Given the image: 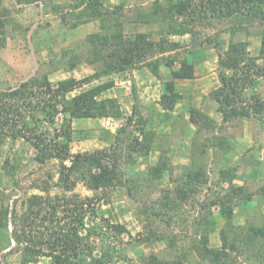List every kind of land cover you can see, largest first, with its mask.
I'll list each match as a JSON object with an SVG mask.
<instances>
[{"label": "rangeland", "instance_id": "obj_1", "mask_svg": "<svg viewBox=\"0 0 264 264\" xmlns=\"http://www.w3.org/2000/svg\"><path fill=\"white\" fill-rule=\"evenodd\" d=\"M85 1L0 0V92L33 79V89L25 97L0 101L6 103L1 110H11L15 130L29 123L48 142L54 140L56 127L68 123L73 154L110 147L118 129L127 124L125 137L130 143L134 139L143 143L150 134L153 142L146 154L132 149L131 160L125 155L130 149L123 146L118 151L117 183L94 190L79 179L73 191H66L58 182L59 159L40 163L34 145L24 137L14 138V128L6 126L0 146V264H53L52 250L43 241L53 226L43 219L52 217L50 208L36 214L41 207L32 197L48 201V196L76 194L75 200L85 203L78 208L84 219L80 234L90 230L84 259L111 256L108 264H219L204 250L220 249L225 229L229 239L220 264H264V114L251 110L255 96L264 99V75H260L264 20H247L238 13L221 16L200 7V0H192L193 7L184 14L170 8L180 0H99L101 14L92 16ZM116 21L126 35L145 33L158 46L164 42L167 50L156 46L142 61L105 73L103 62L94 58L90 35L115 32ZM180 26L191 31L174 32ZM231 40L247 46L240 66L226 70L237 79L236 89H227L234 90L235 105L250 115L226 120L216 94L223 87L220 61ZM183 59L194 66V77L175 80L180 98L167 107L162 95L168 93L166 83L172 79L168 64L180 66ZM149 61L157 62V72ZM70 78L83 83L67 93L69 99L113 82L97 99H115L120 115L71 118L60 111L52 121L45 118L54 101L43 81L48 79L56 89L59 81ZM62 107L58 105L59 110ZM60 139L66 142L64 135ZM199 166L204 169L202 182L192 184L197 191L181 201L178 210L161 207L167 194L176 197L190 186L187 177ZM234 167L233 180H222V169ZM232 184L245 190L244 196L229 202ZM216 199L226 200L225 206L214 204ZM229 205L234 209L231 220L224 215ZM68 207L72 205L61 203L55 216L62 223ZM25 220L32 226L24 227ZM116 225L125 231L118 233ZM252 236L256 240L249 244Z\"/></svg>", "mask_w": 264, "mask_h": 264}, {"label": "trees", "instance_id": "obj_2", "mask_svg": "<svg viewBox=\"0 0 264 264\" xmlns=\"http://www.w3.org/2000/svg\"><path fill=\"white\" fill-rule=\"evenodd\" d=\"M85 3L87 4L85 6L86 9L91 10V13L93 14L92 16H99L101 14L100 6L102 5L100 4L99 0H87ZM83 4L84 3L81 2L77 5V7ZM189 6L193 7L192 0H189V3L186 0H180L175 4H172L170 8L179 14H184L187 13ZM199 6L208 11H219L220 13L218 14L221 16H229L238 13L241 14L239 16H243L247 20H249L251 17H260L261 20H264V0H200ZM191 7L189 9H191ZM1 28L2 22L0 21V33L2 32ZM189 31H191V29L188 27L180 26V28L174 32L186 34ZM1 34H3V32ZM90 39L94 42V47L92 48L94 58L97 61L103 62L105 66L104 72L107 74L114 70H123L127 66L142 61L152 52L156 46H158V44H156L154 41L147 39V35L145 33L126 35L122 31V25L118 21H116L115 32H111L110 34L90 35ZM2 45H4V43ZM246 46L247 44L245 42H234L231 40V42L228 44L225 57L220 61V65L223 69L221 74V82L223 87L217 91L216 100L219 103V112L222 113L223 118L226 120L250 115L246 108H240L235 105L234 97L231 93H233L236 89L235 84L237 79L233 78L231 75H227L226 73V70L236 69L240 66L244 59L242 54L245 52ZM158 48L161 52L167 50L164 42L160 43ZM148 65L155 72H157L159 69L156 61H149ZM168 65L171 68L172 79L166 83V90L168 93L162 95V102L167 107H173L175 102L180 98L179 92L175 89V80L194 77V66L188 62L187 59H183L180 66L175 65L172 61ZM96 75L99 77L100 73H97ZM260 75H264V68L262 71H260ZM31 81H33V79L24 82L18 88L0 92V101L15 96L25 97L29 90L33 89V85H30ZM82 83L83 82H80L79 80L77 81L74 78H70L59 81L56 89H52L48 79H45L43 84H46L48 87V92L52 93L54 101L51 104L52 110L47 111V117L45 116V118H48L50 121H52L56 114H58L60 111L66 115H69L71 118H91L98 116L116 117L120 115V111L116 110L115 99H97L98 95L113 85V82L95 85L80 92L70 99L66 97L68 92L73 91L76 86H80ZM227 87L233 88L234 90L227 89ZM4 104L6 103L3 102L0 104V146L1 143L4 142L3 133L5 127H9V129L14 128L12 130L14 138L24 137L37 149V161L44 163L50 158L59 159L61 162V167L59 170L58 182L66 191H73L76 181L79 179L83 180L88 185V187L94 190L108 187L117 183L119 181L120 175L118 168L119 165L117 163L119 159L117 156L118 151L122 150L123 146H125V149H130L125 155L130 157L128 160H131L132 149L146 154L149 152L150 146L153 142V135L150 134L146 135V141L143 143L137 144V139H134V141L130 143L129 139L125 137L127 124L118 129L114 143L110 147L96 149L93 152H80L73 154L69 148V141H71L72 138V131L70 129L71 125L69 126L68 123H64L67 125L64 127L63 124H60V127H56L57 131L54 140L48 142L46 137H44V133H34L37 127H30L29 123L25 122V129L21 128L15 130L16 124L8 115L11 113V110L9 108L1 110V107ZM59 104L63 105L61 110L58 108ZM251 110L255 113L264 114V99L259 96H255ZM17 111L18 109L15 110V112ZM192 118L195 122H197L194 117ZM38 120L40 119L38 118ZM62 135H64V138H66V142H62L60 139V136ZM203 170L204 169L202 167L200 168V166L196 167L194 172L190 173L186 180L187 184H190V186H188V188H183L182 191H178L179 193H177L176 197H171L167 194L160 206H163L169 211L178 210L181 206L180 202L189 197L190 194H193L197 191V185H192L194 183L193 180L202 182ZM73 174L79 175H77L75 178L72 176ZM235 174L236 167L232 168V170L222 169L220 172L222 180L225 181H232L235 177ZM203 175H205V173H203ZM231 188L233 192L230 195V200L228 197L229 202L232 201L233 197L236 195L240 194L244 196L245 189L243 186H236L232 184ZM261 193L262 196H264V186L261 189ZM78 197L79 195L77 194L72 196H57L54 197V199L48 196V201H44L39 195L32 197L35 200L33 202L36 203L37 206L41 207L40 211L36 214L40 215L41 210L43 211V209L50 208L49 213L52 215V217L43 216L44 220L49 221L51 225H53L52 227H48V230L50 229V231L46 233L48 237L46 241L43 240L45 242L44 244L49 246L52 250L51 254L54 255L53 264H108V262L111 260V256H100L98 258L91 256L92 258H90V260L84 259L83 257L87 251L86 249L83 251V246H89L88 241L90 238V230L85 236L80 234V228H82L84 224V219L82 212H79L78 208L82 202L83 203L81 206H83L85 203L84 201L78 203L75 200ZM262 201H264V198ZM63 202H66V205H72V207H68L64 210V221L62 223L61 220L56 219L55 216L59 210V207L61 206V203ZM213 202L214 204L219 203L223 207L225 206L224 204L226 203V200L222 201L220 199H216ZM225 210V217L228 220H231L234 210L233 207L229 205L225 208ZM4 214L5 216H8V209L5 210ZM33 214H35V212H33ZM27 226H32V224L30 222H27V224L24 223V227ZM116 229L120 234L125 231V228L122 227V225H116ZM18 232L19 231L17 227H15L13 233L15 238L19 236ZM255 234L258 235L257 233ZM228 235V232L225 229H222L221 237L223 246L220 249L213 250L205 248L204 254L207 256L211 255V260L220 264V253L225 250V246L228 244ZM255 240L256 236H252L248 243H253ZM203 243H207L206 237H204ZM245 251H247V249H245ZM37 252H40V250ZM109 252L112 253V251ZM177 263H180V261H177Z\"/></svg>", "mask_w": 264, "mask_h": 264}]
</instances>
